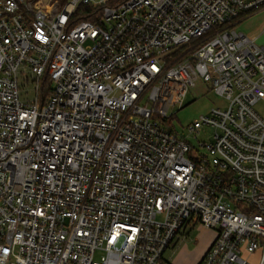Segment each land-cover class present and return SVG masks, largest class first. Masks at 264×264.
<instances>
[{"label": "built area", "instance_id": "1", "mask_svg": "<svg viewBox=\"0 0 264 264\" xmlns=\"http://www.w3.org/2000/svg\"><path fill=\"white\" fill-rule=\"evenodd\" d=\"M263 8L0 0V264H172L191 223L217 231L199 264H264V47L238 27ZM199 81L227 103L193 143L170 111Z\"/></svg>", "mask_w": 264, "mask_h": 264}, {"label": "rangeland", "instance_id": "2", "mask_svg": "<svg viewBox=\"0 0 264 264\" xmlns=\"http://www.w3.org/2000/svg\"><path fill=\"white\" fill-rule=\"evenodd\" d=\"M248 21V24L257 28V42L264 47V8L258 15L250 16ZM245 25L241 23L242 27L240 25L238 27L242 30L243 28L245 29ZM34 87V83L30 82L29 88ZM29 92L31 93V91ZM226 103L225 97L217 94L211 83L199 81L195 86L189 88L183 105H176L171 109L170 113L175 112L172 124L179 132L187 134L190 141L196 143L197 139L195 136L188 134L187 126L201 115L209 113L212 108L225 106ZM255 109L264 116V100L258 101ZM198 138L207 139V134L201 132ZM216 235L217 231L214 228L204 227L200 224H188L187 228L181 231L174 243L166 249L164 258L172 264H180V261L185 264H192L196 261L195 264H199L204 256V253H202L203 248L208 244L210 246ZM99 256L100 254H97V257Z\"/></svg>", "mask_w": 264, "mask_h": 264}, {"label": "crops", "instance_id": "3", "mask_svg": "<svg viewBox=\"0 0 264 264\" xmlns=\"http://www.w3.org/2000/svg\"><path fill=\"white\" fill-rule=\"evenodd\" d=\"M34 1H35V3L40 4L42 7H47V6H50L53 2H59V3H62V2H66L67 0H34ZM262 10H263V9H261V10L258 11V12H255L254 14L258 15ZM254 14H252V15H254ZM252 15H249V16L245 17L244 19H242V20L239 22L238 26H239V25L241 26V23L244 24V25L247 24V25H245V29L243 28L242 30H243L248 36L256 37L257 34H258V33H257V28H255V27H254L253 25H251V24H248V22H249L248 20H249L250 16H252ZM255 18H256V17H255ZM240 26H239V27H240ZM241 27H242V26H241ZM208 247H209V244L203 248L202 253H205L204 251H206ZM195 263H196V261H195ZM195 263H192V264H195ZM180 264H185V263L182 262V261H180Z\"/></svg>", "mask_w": 264, "mask_h": 264}, {"label": "trees", "instance_id": "4", "mask_svg": "<svg viewBox=\"0 0 264 264\" xmlns=\"http://www.w3.org/2000/svg\"><path fill=\"white\" fill-rule=\"evenodd\" d=\"M89 8L86 6H80L78 7L77 11H76V15L78 16V19H82V18H89V15L87 14L89 12Z\"/></svg>", "mask_w": 264, "mask_h": 264}]
</instances>
